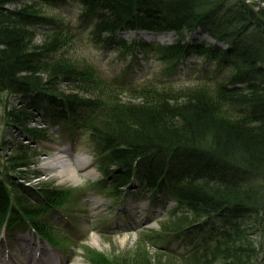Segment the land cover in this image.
<instances>
[{
	"label": "trees",
	"instance_id": "1",
	"mask_svg": "<svg viewBox=\"0 0 264 264\" xmlns=\"http://www.w3.org/2000/svg\"><path fill=\"white\" fill-rule=\"evenodd\" d=\"M76 5L80 19L91 20L88 32L79 21L62 24L45 10L66 14ZM124 31L174 37L167 45L129 43L118 36ZM194 31L215 43H190ZM84 34L121 47L127 59L152 54L162 65L160 79L98 80L94 67L68 52ZM189 57L193 67L185 78L198 84L176 87ZM0 93L31 99L7 113L22 131L30 130L34 112L53 126L87 123L119 199L136 183L150 200L175 204L161 226L163 242L179 240L185 250L160 242L166 260L158 264H262L264 0H0ZM16 151L0 178V227L29 219L53 241L33 216L59 205L60 192L41 189L44 200L33 208L30 187L13 182V173L29 163L23 146ZM134 252L101 255L100 264H153Z\"/></svg>",
	"mask_w": 264,
	"mask_h": 264
},
{
	"label": "rangeland",
	"instance_id": "2",
	"mask_svg": "<svg viewBox=\"0 0 264 264\" xmlns=\"http://www.w3.org/2000/svg\"><path fill=\"white\" fill-rule=\"evenodd\" d=\"M45 10L47 16L53 20L71 26L79 21L84 27V32L89 30L91 20L88 22L80 19L81 7L77 5L66 14L58 10ZM120 33L118 36L130 37V34L125 36V31ZM140 35L149 40L146 34ZM173 37L172 34H165L162 38H152L147 42L167 45L172 42ZM68 52L73 54V57L77 55L85 59L87 64L94 67L98 80L100 77H130V80L136 83L145 79L157 82L162 75V65L152 54H140L137 58L130 56L127 59L123 56L121 47H105L103 43L92 40L89 34L86 39L85 34L83 39L79 38L75 50L70 49ZM191 62L193 59L189 57L181 64V67L185 68L184 74L187 66L193 67ZM180 76L178 74L176 77ZM185 77L186 74L174 85L184 88L198 84L193 78ZM62 91L71 93L66 87L62 88ZM80 96L86 98L82 93ZM30 101V98L21 99L19 96L0 93V178H4L8 161L19 152L16 149L23 146L28 152L29 163L13 173V182L30 187V191H27L30 205L35 208L44 200L43 196L38 194L41 189L43 192H46V189L60 192V199H55L59 205H53L42 214L33 216L37 226L45 228L53 239L50 241L52 248L40 240V246L44 247L42 255H47L45 250H48L59 257L61 264H100L101 255L112 256L125 252L134 255V251L138 250L141 258L151 260L153 264H158V260H166L161 257L164 256V253H161L163 250L157 247H161L159 243L163 242L165 236L161 226L167 221L168 214L175 210V204L160 198L156 201L150 200L148 193L136 184L130 191L132 199L121 202L118 189L109 184L107 179L109 169L100 164V155L95 152L96 144L92 140L87 123L78 121L75 126L63 123L60 125L61 129L53 128L48 116L34 112L36 117L27 127L30 130L22 131L11 126L6 118L7 113ZM32 130H41L43 133L38 132V135H35ZM56 156L61 157L65 164L74 169L75 178L61 175L63 168L50 163ZM19 172H25V179L19 178ZM18 220L17 224L7 226L4 231L2 227L6 225L0 227V253L3 260L10 258L11 264H27L18 250L19 242L21 238H31L35 234L27 222L29 219ZM250 233L252 239L260 240L254 229ZM163 245L185 250L179 240L165 241ZM186 248L188 250V246ZM260 259L263 264L264 257L261 256Z\"/></svg>",
	"mask_w": 264,
	"mask_h": 264
},
{
	"label": "bare ground",
	"instance_id": "3",
	"mask_svg": "<svg viewBox=\"0 0 264 264\" xmlns=\"http://www.w3.org/2000/svg\"><path fill=\"white\" fill-rule=\"evenodd\" d=\"M51 164H53L54 166L58 167V168H63V170L61 171V175H64L67 177V178H75V173H74V169L68 165V164H65V161L61 160V157H54L52 160H50ZM94 241H95V238H94ZM29 257H26V259H28Z\"/></svg>",
	"mask_w": 264,
	"mask_h": 264
}]
</instances>
